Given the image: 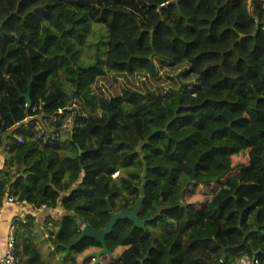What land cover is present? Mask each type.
I'll list each match as a JSON object with an SVG mask.
<instances>
[{
  "label": "trees",
  "instance_id": "1",
  "mask_svg": "<svg viewBox=\"0 0 264 264\" xmlns=\"http://www.w3.org/2000/svg\"><path fill=\"white\" fill-rule=\"evenodd\" d=\"M93 25L105 41L85 60ZM154 59L187 65L195 89L93 91L109 73L154 78ZM37 117L62 137L23 127ZM0 151V203L60 208L49 232L64 264L100 248L70 246L82 226L135 205L142 160L138 218H154L117 222L105 244L122 251L107 264H264V0H0ZM11 229L16 264H45L33 218Z\"/></svg>",
  "mask_w": 264,
  "mask_h": 264
},
{
  "label": "rangeland",
  "instance_id": "2",
  "mask_svg": "<svg viewBox=\"0 0 264 264\" xmlns=\"http://www.w3.org/2000/svg\"><path fill=\"white\" fill-rule=\"evenodd\" d=\"M99 36H102V41H105L104 28L98 25H93L92 31L88 35L82 49V54L85 60H87L86 58L89 54L94 52V45L99 40ZM154 63L156 66V74L154 78L142 73L134 75L109 73L94 81L92 85L93 91L97 95L105 98L121 95L128 90H136L139 92L148 90L156 97H164L176 90L192 91L195 89L197 81L196 78L189 73V67L187 65L173 66L158 59H154ZM73 99L74 97L71 98V100ZM72 108H76L80 113L84 114V111L79 109L76 104H73ZM72 115L73 111L71 109L64 118L62 114H59L60 118L57 117L55 120L63 124V129H69ZM51 123H53V121L37 117L36 119H26L22 125L23 127H27L28 130L32 129V131H35L37 135L53 132L55 133V136L54 134L52 135L53 139L57 142V140L62 137L63 131ZM114 175L116 176V174ZM59 214L60 213L57 212L53 214L41 212L38 215L39 230L36 232V242L45 264H64L62 253H58L52 246L49 232V230H55V227L50 224L59 217ZM45 218H49V221L51 222H48L49 227L44 228L42 224ZM98 250V248H90L80 254L76 258V264H94L95 262H91L90 258L91 255ZM121 251L122 248H117L110 256L101 257L97 264L115 262Z\"/></svg>",
  "mask_w": 264,
  "mask_h": 264
},
{
  "label": "water",
  "instance_id": "3",
  "mask_svg": "<svg viewBox=\"0 0 264 264\" xmlns=\"http://www.w3.org/2000/svg\"><path fill=\"white\" fill-rule=\"evenodd\" d=\"M75 92H76V89L72 90L68 94L69 100H71ZM25 99L28 102V94L25 95ZM80 153L81 151L78 150L79 155ZM145 175H146V167H145V163L142 160L140 185L138 186L139 199L136 201L135 205L132 207L131 210H125L124 208H122L119 212H111V209L108 206L107 210L109 212V219L106 222L105 226L99 230H92L87 225L82 226L80 229L79 236L70 246H74L75 244H77L84 238H89V239L94 240L100 246L99 250L96 253L92 254V256L95 258V264H97L101 257H108L111 255L106 247L105 237L111 233L113 227L117 224V222L126 220L132 223L134 228L145 230L146 223L153 220L154 218V217H150V218L143 219V220L138 218V214L140 212L141 203L143 199L142 197H143V189L145 186ZM70 246L68 247V249L70 248ZM223 262H224V255L221 256V259L217 264H222Z\"/></svg>",
  "mask_w": 264,
  "mask_h": 264
},
{
  "label": "crops",
  "instance_id": "4",
  "mask_svg": "<svg viewBox=\"0 0 264 264\" xmlns=\"http://www.w3.org/2000/svg\"><path fill=\"white\" fill-rule=\"evenodd\" d=\"M4 155L0 151V171L3 167ZM31 208V206L26 204H17L15 206H6L4 207L2 213L0 214V254L4 251L5 248V237L7 233L11 230V222L14 217H24L31 216L34 222L39 225V213L40 211ZM50 214L53 213H61L60 208H56L54 210H48Z\"/></svg>",
  "mask_w": 264,
  "mask_h": 264
},
{
  "label": "built area",
  "instance_id": "5",
  "mask_svg": "<svg viewBox=\"0 0 264 264\" xmlns=\"http://www.w3.org/2000/svg\"><path fill=\"white\" fill-rule=\"evenodd\" d=\"M17 204H26V203H19L16 200V198H14V197L4 198L2 200V202L0 203V214L2 213L4 207L15 206ZM35 210L40 211V213L41 212H47L48 214H50L48 212V210H50V209H47L45 207H40L39 209H34L33 211H35ZM20 221L22 223H25V216L21 217ZM90 260H91V262H95V258L92 255H91ZM0 264H16V259H15V255H14V240H13V235H12V229L7 233V235L5 237V248H4V251L0 254ZM234 264H259V262L254 257H252V258L242 257L237 262H235Z\"/></svg>",
  "mask_w": 264,
  "mask_h": 264
}]
</instances>
